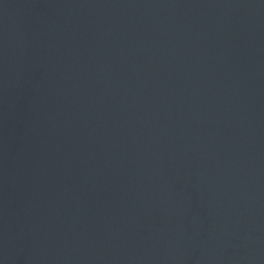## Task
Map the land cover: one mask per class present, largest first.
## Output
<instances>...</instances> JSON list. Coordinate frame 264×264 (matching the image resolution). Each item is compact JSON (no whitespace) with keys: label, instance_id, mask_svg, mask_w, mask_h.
Segmentation results:
<instances>
[{"label":"water","instance_id":"obj_1","mask_svg":"<svg viewBox=\"0 0 264 264\" xmlns=\"http://www.w3.org/2000/svg\"><path fill=\"white\" fill-rule=\"evenodd\" d=\"M0 264H264V0H0Z\"/></svg>","mask_w":264,"mask_h":264}]
</instances>
